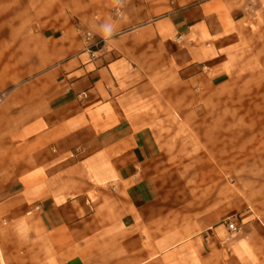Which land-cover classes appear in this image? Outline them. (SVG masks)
<instances>
[{
  "label": "crops",
  "instance_id": "1",
  "mask_svg": "<svg viewBox=\"0 0 264 264\" xmlns=\"http://www.w3.org/2000/svg\"><path fill=\"white\" fill-rule=\"evenodd\" d=\"M57 3L38 24L53 43L41 56L53 65L44 109L12 131L13 162L0 168V264H264V221L250 206L165 228L164 147L144 104L149 89L230 69L239 1L126 0L122 18L114 0ZM109 19L117 33L105 41L96 25Z\"/></svg>",
  "mask_w": 264,
  "mask_h": 264
},
{
  "label": "rangeland",
  "instance_id": "2",
  "mask_svg": "<svg viewBox=\"0 0 264 264\" xmlns=\"http://www.w3.org/2000/svg\"><path fill=\"white\" fill-rule=\"evenodd\" d=\"M48 1L0 0V93L8 95L0 106V168L6 171L15 153L12 131L40 114L53 82V65L41 58L53 43L38 25L48 16ZM238 1L245 19L230 69L194 84L149 89L144 99L164 147L158 181L165 228L189 225L211 210L236 213L239 206L264 221V0ZM123 14L113 11L115 18ZM86 43L104 44L93 35ZM11 253L4 250L5 260Z\"/></svg>",
  "mask_w": 264,
  "mask_h": 264
},
{
  "label": "clouds",
  "instance_id": "3",
  "mask_svg": "<svg viewBox=\"0 0 264 264\" xmlns=\"http://www.w3.org/2000/svg\"><path fill=\"white\" fill-rule=\"evenodd\" d=\"M125 0H114V3L118 6L117 7V15L121 16L122 13L120 12V8L123 7ZM117 33V24L115 21L109 19L105 20L104 22L96 25V34L99 35L103 40L109 41L114 38ZM92 33H88V38H92Z\"/></svg>",
  "mask_w": 264,
  "mask_h": 264
},
{
  "label": "built area",
  "instance_id": "4",
  "mask_svg": "<svg viewBox=\"0 0 264 264\" xmlns=\"http://www.w3.org/2000/svg\"><path fill=\"white\" fill-rule=\"evenodd\" d=\"M118 7V6H117ZM117 7H116V10H115V13L117 15ZM123 8H124V5L122 8H120V12L123 14ZM118 16V15H117ZM122 16V15H121ZM119 16V17H121ZM7 92H2L0 93V106L5 102V100L7 99ZM228 229L231 231V232H237L238 231V227L236 226V223L232 220H229L228 221Z\"/></svg>",
  "mask_w": 264,
  "mask_h": 264
}]
</instances>
